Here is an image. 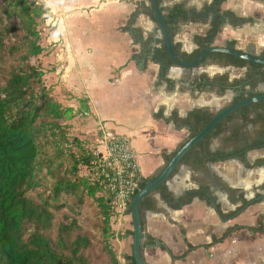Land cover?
<instances>
[{
	"label": "crops",
	"instance_id": "0c3cea01",
	"mask_svg": "<svg viewBox=\"0 0 264 264\" xmlns=\"http://www.w3.org/2000/svg\"><path fill=\"white\" fill-rule=\"evenodd\" d=\"M34 1L45 10L41 61L48 71L43 70L52 97L73 109L72 121L85 117L82 129L95 133L96 142L101 134L98 124L123 139L136 155L140 178L155 177L167 163L164 157L187 140V130L176 129L172 115L182 119L192 110L215 114L233 97L230 91L221 94L208 85L198 88L199 76L212 78L227 72L232 80L244 73V69L213 62L193 69L165 68L151 62V54L146 56L121 30L136 12L135 27L143 38H151L152 49L158 46L161 37L156 25L139 12L138 5L145 0ZM214 4L215 0H166L161 4L165 11L180 6L189 14L178 21L173 38L181 51L190 53L195 49L193 36L205 35L216 16L210 8ZM219 9L230 13L237 23L232 26L224 19L213 46L226 47L233 41L240 51L257 55L264 51V0H224ZM191 15L196 18L192 20ZM258 91L264 93V82ZM235 124L239 122L231 126ZM247 129L252 136L256 128ZM228 135L214 138L208 151H230L233 145L227 142ZM263 179L264 148L247 152L243 162L201 160L197 164L189 160L180 164L165 183L168 196L176 203L186 194L197 196L173 209L159 193L151 194L150 208L142 213L143 259L148 264H264L263 202L257 203L258 198L242 205L243 200L254 197L253 188ZM233 227L239 229L217 242ZM112 231V248L119 264H126L132 226L124 209L116 208ZM148 237L154 240L152 244Z\"/></svg>",
	"mask_w": 264,
	"mask_h": 264
},
{
	"label": "trees",
	"instance_id": "16d2710c",
	"mask_svg": "<svg viewBox=\"0 0 264 264\" xmlns=\"http://www.w3.org/2000/svg\"><path fill=\"white\" fill-rule=\"evenodd\" d=\"M164 1L157 0V4L161 6ZM223 1L215 0L210 7L216 16L203 37L193 36L195 49L190 53L181 51L180 45L173 43L178 21L189 14L180 6L167 11L160 7L177 60L190 62L212 46L224 19L236 25L237 19L220 11ZM138 6L139 12L154 22L150 0ZM44 14L43 7L34 0H0V264H119L111 245L117 208L115 195L108 185L111 170L101 161L90 164L96 160L93 154L83 151L76 138L69 139L68 122L74 117L73 109L62 106L50 95L51 89L43 78L41 27ZM136 15L132 13L121 30L131 36L141 52L146 56L151 54V62L165 68L173 66L163 39L152 49L151 38H143L135 27ZM195 18L196 15H191L192 20ZM234 46L233 41L226 43L228 49ZM259 56L264 58V51ZM208 62L244 69L241 77L232 80L227 72L212 78L199 76L198 88L208 85L221 94L225 91L233 94L231 101L217 113L233 103L262 94L258 86L264 82V66L212 53L195 68L204 67ZM215 114L192 110L182 119L172 115L171 120L176 129L187 130L188 140ZM234 121L239 124L231 126ZM249 126L256 128L252 136L248 133ZM226 132L232 149L209 152L210 142ZM262 148L264 101L243 106L220 121L182 157L179 165L189 160L197 164L201 160L243 162L247 152ZM173 155L165 156V162ZM82 167L87 169L86 175L80 174ZM155 177H139L137 189L125 202V214H130V199L134 194ZM155 192L173 209L197 196L196 193L186 194L176 203L168 196L165 184L152 193ZM151 194L138 203L141 230L144 227L142 213L150 208ZM233 229L239 227L226 230L217 242L229 236ZM147 242L152 244L154 240L148 237ZM161 248L166 250L164 246ZM124 261L136 264L131 255L124 257Z\"/></svg>",
	"mask_w": 264,
	"mask_h": 264
},
{
	"label": "water",
	"instance_id": "95a60500",
	"mask_svg": "<svg viewBox=\"0 0 264 264\" xmlns=\"http://www.w3.org/2000/svg\"><path fill=\"white\" fill-rule=\"evenodd\" d=\"M150 5L152 8V14L154 17V24L157 28L158 35L163 39L166 52L168 58L172 62L174 67L180 69H193L197 67L202 60H204L208 55L212 53H222L226 55H230L232 57L244 60L248 63H252L255 65L264 66V58H261L259 55L251 52V51H240L236 48L228 49L224 46H210L206 48L198 57L190 62H181L177 60L173 53L172 49V41L169 36V33L165 27L164 20L162 13L160 11V6L157 4V0H150ZM143 65V61L139 62V67ZM264 101V93L254 96L251 98L244 99L242 101L233 103L220 112L216 113L214 117L193 137L186 140L174 153L171 159L166 163L163 169L156 175V177L146 184L143 188L138 190L134 196L130 199V219H131V226H132V244H131V256L136 264H148L142 257L140 252V246L143 242L144 235L141 230V220L140 214L138 210V203L142 198L146 195L151 194L158 186L165 184L169 178L173 175L175 168L179 165L180 160L182 157L195 145L201 142L204 137L224 118L228 115L233 113L234 111L238 110L239 108ZM258 200H264V196H261Z\"/></svg>",
	"mask_w": 264,
	"mask_h": 264
},
{
	"label": "built area",
	"instance_id": "2783aa9c",
	"mask_svg": "<svg viewBox=\"0 0 264 264\" xmlns=\"http://www.w3.org/2000/svg\"><path fill=\"white\" fill-rule=\"evenodd\" d=\"M98 128L101 134L97 149L92 153L96 160L90 164L101 161L111 170L108 185L115 195L118 208L124 209L125 202L137 189L139 175L136 155L123 139L108 132L104 124H98Z\"/></svg>",
	"mask_w": 264,
	"mask_h": 264
},
{
	"label": "rangeland",
	"instance_id": "374dc122",
	"mask_svg": "<svg viewBox=\"0 0 264 264\" xmlns=\"http://www.w3.org/2000/svg\"><path fill=\"white\" fill-rule=\"evenodd\" d=\"M42 28V27H41ZM46 50V48H44ZM41 66H42V61H41ZM42 70H45V73L48 71L46 70V67H42ZM44 73V72H43ZM45 73L43 75L44 81L45 79ZM52 96V94H50ZM232 99V98H231ZM231 100H229L230 102ZM228 102V103H229ZM228 103H225L223 106H226ZM85 117L77 118L76 120L68 122L69 125V139L76 138L78 141H80V148L85 151V152H91L93 153L97 149V136L95 133H88L85 132L82 128L85 126V120L83 119ZM73 151L78 152L76 148H73ZM80 174L81 175H86L87 174V169L85 167L80 168ZM264 205V202L262 203ZM118 207V205H117Z\"/></svg>",
	"mask_w": 264,
	"mask_h": 264
},
{
	"label": "flooded vegetation",
	"instance_id": "af4514ba",
	"mask_svg": "<svg viewBox=\"0 0 264 264\" xmlns=\"http://www.w3.org/2000/svg\"><path fill=\"white\" fill-rule=\"evenodd\" d=\"M258 167H261V166H258ZM253 192H254V197H252L251 199H248V201L243 200L244 201L242 203L243 206H245L246 204H249V202H251L252 200H256V199L260 198L261 196H264V179H263V182L261 184H259L258 186H255L253 188ZM237 196H238V193H236V192L233 193V197L237 198ZM260 202H264V200H259L257 203H260Z\"/></svg>",
	"mask_w": 264,
	"mask_h": 264
}]
</instances>
